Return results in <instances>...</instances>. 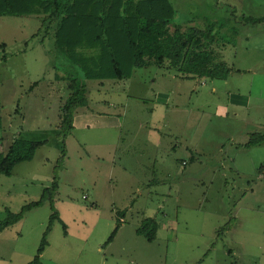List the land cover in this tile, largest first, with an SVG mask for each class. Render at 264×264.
Wrapping results in <instances>:
<instances>
[{
	"label": "rangeland",
	"instance_id": "rangeland-1",
	"mask_svg": "<svg viewBox=\"0 0 264 264\" xmlns=\"http://www.w3.org/2000/svg\"><path fill=\"white\" fill-rule=\"evenodd\" d=\"M170 2L183 32L213 29L227 80L152 66L87 81L55 56L41 18L0 17V153L15 139L47 142L0 175V223L38 202L55 175L59 184L53 206L0 234V264H30L44 237L43 264H264V145L245 148L264 135V0ZM69 77L86 84L88 105L74 120L85 127L63 143ZM54 212L63 223L46 234ZM147 219L152 242L137 233Z\"/></svg>",
	"mask_w": 264,
	"mask_h": 264
},
{
	"label": "trees",
	"instance_id": "trees-1",
	"mask_svg": "<svg viewBox=\"0 0 264 264\" xmlns=\"http://www.w3.org/2000/svg\"><path fill=\"white\" fill-rule=\"evenodd\" d=\"M176 15L170 0H0V17L41 18V30L45 29L46 34L52 30L55 56L67 60L71 67L79 68L87 81H124L134 70L152 66L175 72L184 80H227L233 69L219 61L213 49L216 39L211 35L213 29L183 32L174 25ZM258 21L264 22V18ZM0 48L5 50L6 45ZM1 60L5 61L6 57ZM69 82V97L61 108L58 134L63 143L74 130L77 110L88 105L86 84L79 83L74 77H69ZM38 84L35 83L31 90ZM2 129L0 118V131ZM46 144L15 139L5 154L0 153V175L11 176L18 165L31 162L38 149ZM263 145L264 135L253 134L245 148ZM65 159L63 147L58 170L64 168ZM57 179L55 175L51 188L38 202L23 207L19 214L10 213L0 223V234L21 222L28 211L46 202L53 206L59 188ZM55 221L63 223L57 212L52 215L46 234ZM118 230L119 227L108 244ZM137 233L154 241L156 221L147 219ZM46 246L44 237L30 264H43L41 256Z\"/></svg>",
	"mask_w": 264,
	"mask_h": 264
},
{
	"label": "crops",
	"instance_id": "crops-1",
	"mask_svg": "<svg viewBox=\"0 0 264 264\" xmlns=\"http://www.w3.org/2000/svg\"><path fill=\"white\" fill-rule=\"evenodd\" d=\"M85 126H81L78 124V122L74 121V129L77 130L78 128H84Z\"/></svg>",
	"mask_w": 264,
	"mask_h": 264
}]
</instances>
